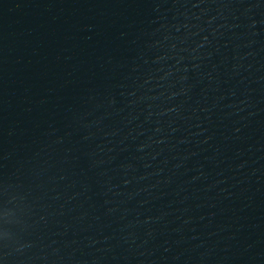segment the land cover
I'll return each mask as SVG.
<instances>
[{"label": "water", "instance_id": "1", "mask_svg": "<svg viewBox=\"0 0 264 264\" xmlns=\"http://www.w3.org/2000/svg\"><path fill=\"white\" fill-rule=\"evenodd\" d=\"M0 264H264V0H0Z\"/></svg>", "mask_w": 264, "mask_h": 264}]
</instances>
